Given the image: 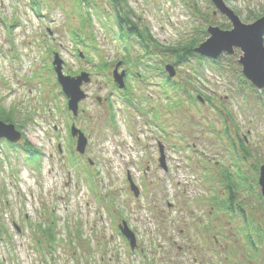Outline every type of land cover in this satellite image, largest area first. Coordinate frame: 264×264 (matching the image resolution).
Here are the masks:
<instances>
[{
    "label": "rangeland",
    "instance_id": "rangeland-1",
    "mask_svg": "<svg viewBox=\"0 0 264 264\" xmlns=\"http://www.w3.org/2000/svg\"><path fill=\"white\" fill-rule=\"evenodd\" d=\"M39 1L37 11L32 0H0V106L17 111L14 119L25 135L22 140L30 141L41 153L33 157L25 148H12L6 140L0 142V222L5 225L0 237V264H197L194 258L199 253L200 217L205 223L210 218V206H215L212 197L218 196L226 206L235 205L229 200V180H221L227 187L225 196L224 185L213 182L221 173L234 181L243 179L235 195L239 202L247 206L263 204L258 179L264 164V88L248 80L242 82L243 66L238 63L242 53L238 49L233 55L223 52L217 63L202 61L198 78H190L188 71L198 64L196 56L190 57L179 68L182 76L176 78L182 83L186 77L194 82V88L212 98L198 103L200 114L197 105L173 98V113L178 117L173 118V145L167 161L171 169L167 175L159 171L161 178L153 173L145 176L147 166L153 167L156 158L150 153L151 146L144 148L143 141L136 142L130 136L132 128L141 124L133 122L129 127V119L121 112L116 130H105L103 109L93 97V93L104 96L110 90L109 85L105 88L108 71L111 75L112 63L126 55L114 33L117 26L111 23V27L106 20V14L113 12L111 3L96 0L94 6L83 9L77 0ZM128 3L135 10L134 19L149 25L164 43L188 44L194 38L203 39L208 35L201 32L211 23L232 26L226 17L213 13L215 7L210 0ZM226 4L244 22H251L264 0H226ZM97 7L104 13L100 15ZM81 15L89 18L84 33ZM89 31L93 36L86 34ZM75 32L81 33L84 43L74 42ZM54 51L62 56L65 73L79 68L94 72L87 88L90 97L84 105L93 114L84 116L90 121L85 156L74 150L70 131L67 134L69 111L52 66ZM105 62L109 69L102 73L98 65ZM130 82L132 94H139L141 89L134 77ZM152 89L155 87L150 86L149 91ZM235 132L244 140L242 145L250 159H238L228 141ZM147 133L152 136L149 130L145 136ZM179 139L197 144L200 162ZM146 140L149 144L153 137ZM115 147L123 153L114 152ZM127 155L130 159L125 158ZM89 158L93 164H89ZM128 170L138 184L147 185L139 197L129 188ZM215 204L220 206L219 202ZM220 216L204 231V245L200 247L203 264H210L206 257L215 255L218 249L214 236L222 242L220 236L231 232L226 215ZM121 218L137 229L141 242L138 249L143 252L132 253L119 236ZM49 227L56 237L54 244L47 241ZM228 244L230 250H249L240 235L230 238ZM260 251L264 252V242Z\"/></svg>",
    "mask_w": 264,
    "mask_h": 264
},
{
    "label": "flooded vegetation",
    "instance_id": "flooded-vegetation-1",
    "mask_svg": "<svg viewBox=\"0 0 264 264\" xmlns=\"http://www.w3.org/2000/svg\"><path fill=\"white\" fill-rule=\"evenodd\" d=\"M195 11H198L197 13L200 15V10L198 9V7H195ZM139 24L142 25L140 22ZM137 40L138 41L136 44L122 42V46L124 49H127L129 47L136 48L139 51L138 55L140 56V58L127 59L125 55L120 59H117L114 63H112L114 65L111 71V75L110 70L108 71L109 68L106 62L100 63L98 65L101 69L100 72L105 73L106 71H108L109 73V80L105 82V88H108L109 85L110 90L107 89V93L104 96L93 93V97L96 98V102L103 109L102 113L104 124L102 126L105 130L115 131L117 125V115L120 116L121 112H123L124 115L129 119V124L133 122L139 123L141 124V127L146 128L152 133V136H149L148 133L146 134L145 138L147 136L153 137V140L151 141V143H146L145 145L151 146L153 148L150 153L154 155V158H156V160L153 167H151L150 165L147 166L144 174L145 176H148L150 173H153L154 177L161 178V175L158 173L159 171H162L163 175H167L171 169L169 166V162L167 163V161L168 157H170L169 152L171 151V147L173 145L171 144L173 141V118L174 116H177V114L173 113V98L180 97L193 103L196 99H200V88H194V82L188 80L185 77L184 82L181 83L178 78H176L178 74L180 76H182L183 74V72H181L179 68L180 66L186 64V62L190 60V57L196 56V61L198 64L195 67H191L192 70L188 72L190 73V78H198L200 77L201 73L200 63L208 59L200 60V55L195 52V47L197 45L189 46V43L184 44L183 42H178L177 44L183 43V46L186 48V50L189 51V54L186 55L185 52L182 57L180 56L175 58L173 54L174 44L172 42L168 41V43H164L160 40L147 42L141 36H138ZM213 62L217 63L218 61L213 60ZM143 64H145V66ZM168 65H172L175 67L177 72V76L175 78L171 77L170 72L167 70ZM116 67H118V70L120 72L126 73L125 86L123 88L118 87L113 80V71L116 69ZM82 73L90 74V81H83L81 84L82 90L86 93V98L82 102H80L79 115L75 118L73 116H70L69 127L68 125L66 127L70 129L72 125L75 124V126L81 129L85 133V135L90 138V133L88 129H86L88 127V124H90V121L87 120L84 116L92 117L93 114L91 112V109L84 108V105L87 99H89L90 97V93L87 91V88L88 85L92 83L94 72L92 70L90 71L87 68H79L75 72H71L69 70V72L65 74L77 77ZM133 77L136 81L137 86L141 89V92L135 95H133L131 92L132 85L130 79ZM150 86H154L155 90L152 89V91H149ZM98 88H102V86H99ZM193 90H195L196 93L193 92ZM112 103H114V107L112 106ZM196 105L198 111L200 106L198 104ZM116 110H118V112H116ZM190 114L192 115L191 111ZM177 120L182 122L180 118ZM15 125L19 131H23L16 124V122ZM234 125L235 123H233V131L231 130L232 132L235 131ZM225 130L229 133L228 127L225 128ZM231 137L232 140L228 139V141L233 144L234 151H236L238 154V159H240L241 161L250 159V157L247 156L248 152L242 145L244 140L239 137V134L236 133L235 137H233L232 135ZM23 138L25 139L24 135L22 139ZM71 139L75 145L77 138L71 137ZM179 141H181V145L188 147L191 153H193L192 155L196 157V160L200 162V150L197 148V144L194 141L192 142L187 139H179ZM88 149L89 145L87 146L86 154L88 153ZM162 152L166 156L165 169L158 164ZM217 162L218 161L216 160V163ZM217 165H219V162L217 163ZM240 171H244L242 167H240ZM218 173L221 172L218 171ZM225 179L229 180L230 194L233 193L234 195V197L232 198L233 201L231 200L232 203L235 205L239 204L241 206H226V203H221L220 206H216L215 202H213L215 206H210V218L208 219V221L205 223L204 218L200 217V241L198 242L199 253L198 256L194 258V260L197 264L204 263V261L200 260V247H203L204 245V231L206 229H209V224H211L213 221L216 222L221 217H223L220 215H226L225 218L228 220L229 226H231V232L229 234H223L220 236L222 242L219 241V238L216 237V235L214 236V243L215 245H218V249L215 255L207 256L206 261L210 264H253V261H255L257 264H264V252L260 251V246L264 242V202L260 206H247L239 202V200L236 199L235 195L238 193V189L241 188L240 185H243V179H240V181H234L233 179H231V176H229V179L220 176V179H217L216 181L214 180L213 182L216 184L220 183L224 185L221 180L225 181ZM146 187L147 185L141 182V192L144 191ZM222 189L224 190L225 196L227 187L224 185ZM233 189L235 190V192H233ZM215 190V193L217 194L218 189ZM211 200L213 201V199ZM124 221L129 224L131 230L137 235V229H135L134 225L127 221L125 218H121L120 223H123ZM120 223H118L117 232L119 233V236L124 240V242L131 248L127 237L119 230ZM237 235H240L244 238V242L249 250H230V246L228 244L229 240L233 236ZM201 241L202 244H200ZM140 244V237H138L137 235V247L135 249L131 248V252L134 254H137V252H143V249H138Z\"/></svg>",
    "mask_w": 264,
    "mask_h": 264
},
{
    "label": "water",
    "instance_id": "water-1",
    "mask_svg": "<svg viewBox=\"0 0 264 264\" xmlns=\"http://www.w3.org/2000/svg\"><path fill=\"white\" fill-rule=\"evenodd\" d=\"M214 5L225 15L232 23V28L229 30H223L218 26H210L208 32L210 37L200 44L196 48V51L203 56L210 58H218L223 52L233 54L235 48H239L242 51L239 62L243 66L244 75L252 81L258 88L264 87V15L257 18L251 23L243 22L238 14L235 13L225 3V0H211ZM54 68L58 75L59 82L63 86L64 92L69 97V109L78 114V103L85 97L84 92L80 86L83 81H90L89 74L82 73L78 77L64 76L62 73V59L59 54L54 56ZM172 75L176 74L174 67H172ZM125 73H119L118 69L114 71V80L116 84L122 88L124 87ZM71 132L73 136L78 137L77 150L80 153H84L87 138L82 131L76 126H72ZM0 138H7L10 141H14L16 138H21V133L16 130L15 125L12 123H5L0 120ZM165 156L162 153L160 162L165 167ZM131 181V180H130ZM259 183L262 188V194L264 196V165L260 168ZM131 188L138 196L139 191L131 182ZM122 232L130 240L131 247L136 246V237L132 233L124 222V226H121Z\"/></svg>",
    "mask_w": 264,
    "mask_h": 264
},
{
    "label": "trees",
    "instance_id": "trees-1",
    "mask_svg": "<svg viewBox=\"0 0 264 264\" xmlns=\"http://www.w3.org/2000/svg\"><path fill=\"white\" fill-rule=\"evenodd\" d=\"M104 1H106L108 4L110 2L112 5V9H113L112 15L114 17V22L117 25V31L115 30L114 33H115V35H117V37L119 39L130 42V40H132L133 38L137 40V37L141 36L147 42L158 41L154 38L153 34L151 33V30L149 29V27H147V25H140L138 20L134 19L133 14H135V10L132 7H130L128 0H109V2L107 0H104ZM77 2H78V5L80 8L86 7V9H89V6H91V5L94 6L96 4V0H77ZM31 5H32L33 9H36L38 11L41 7V2L39 0H32ZM97 9L101 15L103 13V10L100 9L99 7H97ZM88 13H91V11L88 10ZM253 15L254 16L252 17V19H257L260 16L264 15V5L261 6L260 12L254 13ZM250 18H251V16H248V19H250ZM207 20H208V18H207ZM86 27H87V21L85 19H83L82 30H84ZM89 33L90 34H88V33L87 34L90 36H93L92 31H90ZM201 33H203L204 35H207V30L204 28ZM74 35L78 36L77 33H75ZM206 37H204L203 39H200L201 37L194 38V40L191 43H189V46H196L199 42L205 40ZM125 52L127 53L126 54L127 59L140 58V56L138 55L139 51L136 48L132 47L131 49L125 50ZM185 52H186V55L189 54V51L186 50V48L183 46V43L173 45V54H174L175 58L180 57V56L182 57ZM200 93L203 95L205 101L211 100L212 96H210L208 94H204L201 90H200ZM263 97H264V95H263ZM16 113H17V111H14V108H12V110L9 111L7 109L6 110L2 109V107L0 106V118L5 122L15 123L14 117H15ZM26 147L29 148L28 149L29 154L33 155V157H34V155L39 154V152L34 148L33 145H27ZM35 153H37V154H35ZM222 177L229 179V176H227L224 173L222 174ZM233 197H234V195H233V193H231L229 196V200H232ZM213 198L215 199V201H214L215 203L216 202L217 203L219 202L220 204L223 203V202L219 201L216 197H213ZM209 228H210V226H209ZM4 231H5V225H3L0 222V237L3 236ZM48 232L49 233L47 234V241L50 244H54L56 241V237L53 233L52 227H49Z\"/></svg>",
    "mask_w": 264,
    "mask_h": 264
},
{
    "label": "bare ground",
    "instance_id": "bare-ground-1",
    "mask_svg": "<svg viewBox=\"0 0 264 264\" xmlns=\"http://www.w3.org/2000/svg\"><path fill=\"white\" fill-rule=\"evenodd\" d=\"M210 26H218V27H220L221 29H223V30H229V29H231V27L230 28H228V27H226V26H222L221 24H215V23H211V24H209L208 26H207V28H205L207 31H208V29H209V27ZM202 57V58H201ZM205 56H203V55H200V60H203V59H207V58H204ZM144 66H145V64H143ZM105 66H107V65H105ZM64 76H69V77H73V76H70V75H67V74H64ZM246 80V81H245ZM245 80L243 79L242 80V82H248V81H251L250 79H248V78H245ZM248 80V81H247ZM252 82V81H251ZM10 123H12V124H15V123H13V122H10ZM22 132V135H21V139L20 138H16L14 141H13V147L14 148H17L18 146H20V147H22V148H25L27 145H33L30 141H28L27 139L26 140H22V137H23V131H21ZM24 137H25V135H24ZM35 154H37V153H35Z\"/></svg>",
    "mask_w": 264,
    "mask_h": 264
}]
</instances>
